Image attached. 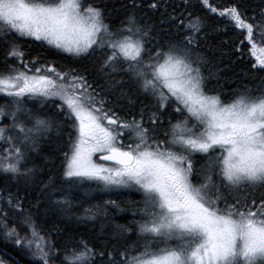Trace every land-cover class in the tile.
<instances>
[{
  "label": "snow or ice",
  "instance_id": "6c2138e0",
  "mask_svg": "<svg viewBox=\"0 0 264 264\" xmlns=\"http://www.w3.org/2000/svg\"><path fill=\"white\" fill-rule=\"evenodd\" d=\"M210 37L248 48L254 88L225 91ZM262 45L264 0H0V241L30 264H264Z\"/></svg>",
  "mask_w": 264,
  "mask_h": 264
},
{
  "label": "trees",
  "instance_id": "16d2710c",
  "mask_svg": "<svg viewBox=\"0 0 264 264\" xmlns=\"http://www.w3.org/2000/svg\"><path fill=\"white\" fill-rule=\"evenodd\" d=\"M216 3H223L225 0H214ZM252 6L255 9L259 4L260 0H251ZM225 37H217V38H209V43L212 45V49L207 52V55L209 59L212 61L214 65H216V68L213 69L215 71L216 69H222L223 71L220 73L221 76H223V80L221 83L225 84V91L230 92L235 89H242L245 85L249 88H254L256 86V82L246 78L248 73L247 70L249 67H251V64L255 61V57L250 56L249 50L247 47L244 49V62L241 63L239 61H236L235 57H222L220 55L219 49V40L224 39ZM25 44V51H28L29 48H35L36 45L32 44L31 41L24 42ZM223 51L227 52L228 49L224 48ZM256 55H261L259 52L256 53ZM51 59V57H50ZM231 61H236L235 63H232ZM61 63H68L66 61H61ZM77 66V65H73ZM241 73H244L243 75ZM223 98V97H222ZM31 107V104L28 105ZM48 150L47 148L44 149V154H47ZM36 163L43 166V160L41 156L35 157ZM57 164H59V161H57ZM0 187H3L2 184H0ZM21 196H24V192L21 191ZM35 196V193H31L28 196V199H32ZM95 196V194L93 195ZM108 197H105L107 199ZM130 199H140L139 195H134L132 197H129ZM99 200L96 199H89L87 203H98ZM86 206V205H85ZM77 212H79V209H77ZM122 215L127 214H118L117 220L120 223H125V220L122 217ZM128 219H131L130 216H128ZM38 223L44 226L45 230H52L53 225L51 223H45V218L43 216L40 217L38 220ZM55 224L59 227V229L62 230V232H67L69 234L73 235H79L84 236L85 238H88L89 228L90 225H84V224H77L74 220H67V221H61L60 219H57L55 221ZM53 240H56L57 237L55 235L52 236ZM0 257L4 259L6 264H30V260L28 257H26L23 253L19 252L17 249L12 247L10 244H5L4 242L0 241Z\"/></svg>",
  "mask_w": 264,
  "mask_h": 264
},
{
  "label": "rangeland",
  "instance_id": "374dc122",
  "mask_svg": "<svg viewBox=\"0 0 264 264\" xmlns=\"http://www.w3.org/2000/svg\"><path fill=\"white\" fill-rule=\"evenodd\" d=\"M261 47H264V45H262ZM260 53V52H259ZM261 55H264V53H260ZM95 193H93V195H94Z\"/></svg>",
  "mask_w": 264,
  "mask_h": 264
}]
</instances>
